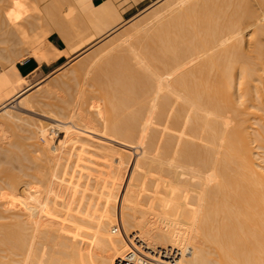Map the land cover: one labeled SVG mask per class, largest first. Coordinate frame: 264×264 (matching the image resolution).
Masks as SVG:
<instances>
[{"label": "bare ground", "instance_id": "obj_1", "mask_svg": "<svg viewBox=\"0 0 264 264\" xmlns=\"http://www.w3.org/2000/svg\"><path fill=\"white\" fill-rule=\"evenodd\" d=\"M35 1L0 0V264H264V0H155L128 28L111 0ZM52 95L45 124L13 110Z\"/></svg>", "mask_w": 264, "mask_h": 264}, {"label": "rangeland", "instance_id": "obj_2", "mask_svg": "<svg viewBox=\"0 0 264 264\" xmlns=\"http://www.w3.org/2000/svg\"><path fill=\"white\" fill-rule=\"evenodd\" d=\"M39 1H41V0H37V1H35V2L39 3ZM46 1H47V0H45V2H46ZM52 1H53V0H52ZM54 1H55V0H54ZM156 1H157V0H156ZM156 1H155V0H111V2H112V4H113L114 8L117 10L118 14L121 16L123 22H125V21L129 18V19H128L129 21L127 20V21H128L127 24L125 23V24L123 25V27L126 26V28H128V26H127L128 24H130V26H131V25H132L131 23H138V24L140 23V24H142V25L148 24V23L150 22V19L152 20V17L154 16L153 14H158L159 12H161L160 10L162 9V7H160V6L157 4V3H159V2L155 3ZM170 1L173 2V1H175V0H173V1L170 0ZM45 2H44V3H45ZM50 2H51V1H50ZM93 2L96 3L97 0H93ZM152 2H153V4H152ZM37 3H36V4H37ZM51 3H52V2H51ZM154 3H155V4H154ZM1 4H2V3H1ZM39 4H43V2L41 1ZM39 4H38V5H39ZM52 4H53V3H52ZM156 4H157V5H156ZM155 5H156V6H155ZM1 6H2V5H1ZM3 6H4V5H3ZM43 6H44V5H43ZM43 6L39 5V7H41V8H43ZM157 6H158V7H157ZM45 7H50V4H49V6H48V3H47ZM148 7H149V8H148ZM152 7H153V8H152ZM155 7H157V8L155 9ZM146 8H148L149 10L146 9ZM150 8H152V9H150ZM154 9H155L156 11H155ZM158 9H160V10H158ZM143 10H144V11H143ZM150 10H153V11H155V12L153 13V11H150ZM157 10H158V11H157ZM140 11H141V12H140ZM136 12H137V13H136ZM143 13H144V14H143ZM150 15H151V16H150ZM140 16H141V17H140ZM148 16H149V17H148ZM139 19H140V20H139ZM148 19H149V20H148ZM46 21H47L48 24H47L46 22H44V23H43V24H44V28H45V23L51 28L53 24L51 25V23L48 21V19H47ZM138 21H139V22H138ZM142 21H143V22H142ZM146 21H147V22H146ZM43 24H42V25H43ZM83 25H84L83 23H82V26H80V27H79V25H77V28H79V29L82 28V30H83L84 28H87V30L85 31V32H86L85 35H87V36H90V35L92 36V35H94L95 30H93L92 27H91L89 24H85L84 26H83ZM134 25H135V24H134ZM85 26H87V27H85ZM130 26H129V27H130ZM132 27H133V26H132ZM132 27H130V28H132ZM124 30H127V29L124 28ZM55 34H56V32H52L51 35H55ZM56 35H57V34H56ZM91 36H90V37H91ZM10 37H11V36H10ZM114 37H116V36H113V38H114ZM85 38H87V37L85 36ZM88 38H89V37H88ZM113 40H116V43H115V42H113V43L110 42V43H107V44H106V42H105L106 45H105L104 43H102V46H103V47L105 46L104 49L102 48V46H99V47H101L102 51L100 50L99 47H97V48H99L100 52L94 54V51H95V52L98 51L97 48H96V49H94L93 52H90V53L88 54V56L91 55V53H92V54H94L96 57L99 58L100 55H104L105 52H107V51H111V54H113L112 52H114V54H115V53H118V51L115 50V49H118V48H119V47L116 48L117 43H119V42H118V39H113ZM113 40H109V41H113ZM49 41H50V39H49ZM107 42H108V41H107ZM14 44H15V45H14V50H13V47H12V52H9V53H12V54H10V56L12 55L11 57L22 56V57H23V58H22V62H23L24 60L31 59V58H29V57L27 56V53H26L27 50L24 51L25 46H21V45H20V46L16 47L18 44H16V42H14ZM100 44H101V43H100ZM100 44H99V45H100ZM103 44H104V45H103ZM108 44L110 45V47H107V46H109ZM0 46H1V45H0ZM62 46H64V43H63ZM113 46H114V49H113ZM22 47H23V48H22ZM137 47H138V46H137ZM58 48H61V47H58ZM110 48H111V50H109ZM120 48H123V47H120ZM120 48H119V49H120ZM22 49H23V50H22ZM10 50H11V49H10ZM96 50H97V51H96ZM13 51H14V52H13ZM16 51H17L18 53H17ZM19 51H20V52H19ZM22 51H23V52H22ZM115 51H116V52H115ZM120 51L123 52L121 49H120ZM120 51H119V53H120ZM101 52H104V54H102ZM13 53H14L15 56H13ZM15 53H16V54H15ZM99 53H101V54H99ZM22 54H23V55H22ZM97 54H98V56H97ZM91 56H92V55H91ZM91 56H90V57H91ZM86 57H87V55H86ZM90 57H88V59L86 60V62L89 61V59H90L92 62H94V61H96V60L98 59V58L95 59L96 57L93 59L94 56H92V58H90ZM84 58H85V57H82V58L80 57V58L77 59L78 61H76V60H74V62L72 61V63H70V64L67 66V69H66V67H65L66 70L71 69L70 72H72V74H69L70 72H69V73H68V72H65V74H68V75L71 77V75H73V72L78 71V66H77V65L79 64L78 62H80V61L83 60ZM92 59H93L94 61H93ZM88 63H89L88 65L91 64L90 61H89ZM61 64H62V63H61ZM80 64H81V63H80ZM84 64H85V62L82 63L81 66L83 65V66L85 67L86 64H85V65H84ZM93 64H94V65H93ZM53 65H54V64H53ZM53 65H51V66H53ZM88 65H86V66L89 68ZM97 65H98V64H97ZM113 65H114V64H113ZM44 66H45V65H44ZM51 66H46V67H51ZM60 66H61V65H58L56 68L58 69ZM69 66H70L71 68H70ZM74 66H76V67H74ZM79 66H80V65H79ZM81 66H80L79 68H81ZM90 66H91L90 68H92V66H95V68H94V67L92 68V69H94L93 71H91L92 73H94V71H96V73H99V72H100V71H99L100 69L96 66V63H92ZM99 66H100V64H99ZM72 67H74V69L76 68L77 70H76V69H75L76 71H75V70H72V69H73ZM96 67H97L99 70L96 69ZM85 68H86V67H85ZM88 68H87V69H88ZM90 68H89V69H90ZM101 68H102V67H101ZM113 68H114V67H113ZM82 69H83V68H82ZM89 69H88V72H90ZM92 69H91V70H92ZM95 69H96V70H95ZM103 69H104V68H103ZM103 69H102V70H103ZM107 69H108V67H106V68L104 69V71H106ZM109 69H110V68H109ZM109 69H108L107 71H110ZM111 69H112V68H111ZM50 70H51V68H47V69H46V68H45V69L43 68V72H40V76H44V75H46L47 73H48V74H51V75H49V76L46 78L47 80L45 79V80L43 81V83L46 81V82H45V85L42 83V85H44V87L47 86V84L49 85V86H47V87H45V88H48V87L50 88V86H51V88H52V84H53L54 86H56V85H55V82H53L52 80H51L52 84H51V82H47V81H50L49 79H53V80H54V78H55V80H56L57 78H59V80H61V77H62V79H63L64 77L66 78L65 74L63 75V72H64V71L61 73L60 70H56L55 68H53L51 71H50ZM53 70H54V73H55V74L52 72ZM66 70H65V71H66ZM97 70H98L99 72H97ZM112 70H113V69H112ZM104 71H101V72L103 73ZM107 71L104 72L103 74H99V75L103 76L105 73H107ZM52 73H53L54 75H53ZM85 73H87V72H85ZM96 73H94V74H96ZM108 73H110V72H108ZM108 73H107V74H108ZM88 74L90 75V73H87V74H83V76H87ZM68 75H67V78H69ZM91 75H92V74H91ZM91 75H90V76H91ZM105 75H106V74H105ZM105 75L103 76L105 79L102 78V77H100V76L97 77L98 74H97L96 77H95V75H94V77H93L94 79H92L90 82H91V83H92L93 81L95 82V80L97 79L98 82H97V81H96V82H97L98 84H97L96 82H95V84H94V82H93V84H89L90 82H88V81H86V80H87V78H88V80H89L90 77L87 76V78H86V77H83V76H82V77H80L81 80H82V82L78 80V81L81 82V83L76 84L78 89L75 88L76 90H75V89H73V90H75L76 93H77V90H78V93H81V92H83V88H84V90H85V88H86L87 86H88V87H91V85L94 86L96 89H97V88L100 89V86H101L104 82H99V81H100L101 79H104V81H106L107 75H106V77H105ZM60 76H61V77H60ZM63 76H64V77H63ZM92 76H93V75H92ZM108 76H109V75H108ZM67 78H66V79H67ZM83 78H85V79H84V82H83ZM95 78H96V79H95ZM108 78H109V77H108ZM108 78H107V79H108ZM55 80H54V81H55ZM57 80H58V79H57ZM57 80H56V81H57ZM59 80H58V84H60ZM61 81H65V79H64V80H61ZM85 81L88 82V83H86ZM102 81H103V80H102ZM75 82H76V81H75ZM46 83H47V84H46ZM76 83H77V82H76ZM99 83H101V85H100ZM50 84H51V85H50ZM56 84H57V83H56ZM58 84H57V85H58ZM73 84H74V82H73ZM73 84L71 83V87H72V88H73V86H72ZM81 84H82V85H81ZM83 84H84V86H83ZM85 84H86V87H85ZM87 84H88V85H87ZM96 84L98 85L97 87L95 86ZM74 85H75V84H74ZM76 85H75V87H76ZM79 85H80L81 87H80ZM78 86H79L80 88H79ZM71 87H70V89H71V93H70V94H73L72 92H74V94H76L75 91H72V88H71ZM88 87H87V88H88ZM45 88H44V89H45ZM87 88H86V89H87ZM95 88H93V89L89 88V90L87 89L88 91H87V90H86V91H87V92H90V89L93 91ZM44 89L42 90L43 92H44ZM79 89H81V90H79ZM40 90H41V89H40ZM42 91H41V92H42ZM67 91H70V90H67ZM67 91H66V90L64 91L65 94H63V92L61 91V92L59 93V95L62 94V96H63V95H64V96H65V95L68 96L69 94L66 93ZM92 91L90 92V94L88 93L89 95L84 94V96H90L91 94L94 95V96L97 95L98 91H97V92H95L96 90L94 91L96 94L93 93ZM41 92H40V95L43 93V92H42V93H41ZM84 92H85V91H84ZM84 92H83V93H84ZM68 93H69V92H68ZM28 94H29V93H28ZM60 96H61V95H60ZM62 96H61V97H62ZM65 97H66V96H65ZM23 102L25 103V101H22L21 103H18V105H17L16 102H14V104H12V105H13V110H16V109H17L16 112L18 111L19 114L22 113L21 116H22L23 118L25 117L27 123H29V124L33 123L34 121H38L37 119H40V122H42L43 124H45L44 121H46V120H45V119H42V117H39V116H41V115L43 114V112H47V111H49V110H51V109L56 108V105H57V104H60V97L57 96V95H52V96H50L49 98H47V99L45 100L47 106H42V107L40 108V109H42V110H39V109H36V107H33V106L31 107V106H30L31 108H34V109H32V110H34V111H32V112H30V113H29L28 110H31V108L27 106V105H29L30 103L26 102V103H28L27 105L25 104V105L28 107V109H27L26 106L23 105ZM90 105H91V104H90ZM19 106H21V107L25 106V108L27 109L28 112L26 111L25 108H21V107L18 108ZM97 106H98V105H97ZM99 106H101V105L99 104ZM91 107H92V106H91ZM91 107L89 108L90 111L92 110ZM94 107H95V108H94ZM15 108H16V109H15ZM29 108H30V109H29ZM93 108H94V109H98V110L100 109V110H101V108L96 107V105L93 106ZM22 109H23V110H22ZM94 109H93V110H94ZM24 110H25V111H24ZM36 110H38V111H36ZM93 110H92L91 112H93ZM98 110H96V111H98ZM35 111H36L37 113H36ZM98 112H100V111H98ZM27 113H29V114H27ZM34 113H35V114H34ZM93 113H96V112H93ZM24 114H25V115H24ZM31 114H33V115H31ZM100 114H101V113H100ZM26 116H27V117H26ZM29 116H30L31 118L33 117V119L30 120V119L28 118ZM25 118H24V119H25ZM34 118H35V119H34ZM36 118H37V119H36ZM28 120H29V122H28ZM42 120H44V121H42ZM18 124H19V122H18ZM20 124H21V126H22V124L24 125L23 127L26 128V130L24 129V131H26V133L28 134V136H30L29 133L27 132V127H25L26 125H25L24 123H22V122H20ZM14 127L16 128V127H18V125H16V126L14 125ZM19 127H20V125H19ZM19 127L16 128V129H15V128L13 129V127H12V128H11V127H8V129H9V128H10V130L13 129V131L16 132V133H15V136H14V132H13V131L8 130L7 128H6L5 130H7L6 132H8V131H9V132H13V133H11V134L8 132V133L10 134V137H12V139H13V140H10L11 143H12V141H13L15 144H19V145H20V143H21V144L23 145V144L25 143V138H27V137H26L27 135L25 136V138H24V137H23V138H21V137L19 138V136H23V133H21V134H22V135H21V134H20L21 131H20V132L18 131ZM23 127L20 128L22 131H23ZM24 131H23V132H24ZM17 133H18L19 136L17 135ZM24 133H25V132H24ZM26 133H25V134H26ZM4 134H5V132H4ZM9 134H8V135H9ZM6 135H7V134L4 135L5 138L3 139V140H5L6 143H4L3 140H1V141H2V146H5V144L8 145V143H10V142H7V141H9V140H6L7 138H10V137H8V135H7V136H6ZM12 135H13V136H12ZM4 136H3V137H4ZM17 136H18V137H17ZM16 138H17V139H16ZM10 139H11V138H10ZM35 139L38 140V138H34V139H31V140L33 141V140H35ZM18 140H19V141H18ZM21 140H22V141H21ZM37 140H36V141H37ZM20 141H21V142H20ZM28 141H29V140H26V142L30 144V142H28ZM32 141H31V143H32ZM38 141L40 142V140H38ZM22 142H23V143H22ZM34 142H35V141H34ZM34 142H33V143H34ZM0 143H1V142H0ZM27 143H25V144H26V147L29 145V144H27ZM36 144H37V143H36ZM38 144H40V143H38ZM7 145H6V147H7ZM19 145H18V146H19ZM0 146H1V144H0ZM28 148H29V147H27V149H28ZM256 151H257V150H256ZM259 151H260V150H258L257 152L259 153ZM134 156H135V155L133 154V157H134ZM13 172H15V171H13ZM127 173H128V172H126V174L124 173V174H125V175H124L125 177L123 178L124 180L122 181V186H121V188H120V191H122V190L124 189V186H125V183H126V180H127V175H128Z\"/></svg>", "mask_w": 264, "mask_h": 264}, {"label": "crops", "instance_id": "obj_3", "mask_svg": "<svg viewBox=\"0 0 264 264\" xmlns=\"http://www.w3.org/2000/svg\"><path fill=\"white\" fill-rule=\"evenodd\" d=\"M101 0H97V2H99ZM49 39L51 41V43H53L55 46L57 47H63V42L61 41V39L55 34V35H50ZM64 60L61 59L58 62H56L53 66L51 67H46V66H42L41 67V72H43V68L47 69V68H51V70L55 67H57L58 65H60L61 63H63ZM17 68L19 70V73L22 74L24 77H27L28 75H30L36 68V62L34 59H27L24 60L22 63L17 65ZM50 70V71H51ZM32 71V72H31Z\"/></svg>", "mask_w": 264, "mask_h": 264}, {"label": "built area", "instance_id": "obj_4", "mask_svg": "<svg viewBox=\"0 0 264 264\" xmlns=\"http://www.w3.org/2000/svg\"><path fill=\"white\" fill-rule=\"evenodd\" d=\"M180 255H181L180 250H177V249L170 250V252H169L170 261L172 263H175L177 261V259L180 257ZM114 264H124L123 259H121V258L116 259Z\"/></svg>", "mask_w": 264, "mask_h": 264}]
</instances>
